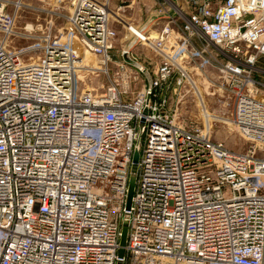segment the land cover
Returning a JSON list of instances; mask_svg holds the SVG:
<instances>
[{"label": "built area", "instance_id": "1", "mask_svg": "<svg viewBox=\"0 0 264 264\" xmlns=\"http://www.w3.org/2000/svg\"><path fill=\"white\" fill-rule=\"evenodd\" d=\"M52 1L23 33L0 0V264H264V0ZM209 68L243 151L178 114Z\"/></svg>", "mask_w": 264, "mask_h": 264}, {"label": "rangeland", "instance_id": "2", "mask_svg": "<svg viewBox=\"0 0 264 264\" xmlns=\"http://www.w3.org/2000/svg\"><path fill=\"white\" fill-rule=\"evenodd\" d=\"M27 6L20 8L17 14V30L20 32H25V28L30 24L38 26L41 23H45L50 19L51 11L58 9L62 13L66 14L68 11L67 7H57L52 0H23ZM150 1V0H149ZM132 3H135L131 0H109L110 8L113 12L119 13L124 19H128L129 16L132 18L135 16V12L132 7ZM140 2V1H139ZM154 7V1H151ZM141 4V2H140ZM122 7V8H121ZM153 9V8H152ZM141 14V18L143 13ZM116 15V14H114ZM137 15V13H136ZM130 18V19H132ZM144 17L140 20L142 21ZM129 20V19H128ZM127 20V21H128ZM132 21H134L132 19ZM135 22V21H134ZM66 24V18L61 15L56 20L57 28L62 29ZM120 36L119 42L125 35L124 29L119 27ZM121 46V44H118ZM30 44V40L26 38H20L13 41V45L16 47H24ZM147 54L150 57H153V53L148 50L138 51V55ZM208 74L213 78V81L204 78L198 79V83L202 88L203 101L201 96L198 98L192 88H190L185 96V100L180 104L178 114L182 120L187 122L190 126H198L202 129L207 128L208 121L206 119L210 118V124L212 125L210 129V136L217 141H222L230 149L234 151H243L247 149L250 145V142L246 141L236 129V127L231 122V113L232 105L230 97L218 89V86L215 82L220 83L222 81L221 75L214 68L207 69ZM255 77L260 78L264 81V57H262L258 62L257 70L255 71ZM85 84L89 83L92 86H95L98 91H103L107 80L103 76L98 77H88L82 80ZM202 104L207 106L206 115H203ZM208 112V113H207ZM210 113V114H209ZM212 115V116H207ZM229 122H228V121Z\"/></svg>", "mask_w": 264, "mask_h": 264}, {"label": "water", "instance_id": "3", "mask_svg": "<svg viewBox=\"0 0 264 264\" xmlns=\"http://www.w3.org/2000/svg\"><path fill=\"white\" fill-rule=\"evenodd\" d=\"M139 160V152L135 151L134 156H133V164H132V169H131V174H130V181H129V190H128V196H127V203H126V208L130 209L131 203H132V198H133V193H134V188H135V182H136V176H137V162ZM127 230H128V220L127 218L123 222V227H122V237H121V249H120V256L122 257L124 255V245L126 243V238H127Z\"/></svg>", "mask_w": 264, "mask_h": 264}, {"label": "crops", "instance_id": "4", "mask_svg": "<svg viewBox=\"0 0 264 264\" xmlns=\"http://www.w3.org/2000/svg\"><path fill=\"white\" fill-rule=\"evenodd\" d=\"M131 1L134 2L135 0H131ZM139 1L141 2V4ZM151 1H154V0H150V1L149 0H136L135 3L131 2V6H132L133 10L135 9L134 10L135 16L133 17L134 21L138 22L142 19L140 16L141 14H138V13H142L145 6H146L145 7L146 10H148V11L152 10L153 3H151ZM145 9H144V11H145ZM136 13H137V15H136Z\"/></svg>", "mask_w": 264, "mask_h": 264}, {"label": "bare ground", "instance_id": "5", "mask_svg": "<svg viewBox=\"0 0 264 264\" xmlns=\"http://www.w3.org/2000/svg\"><path fill=\"white\" fill-rule=\"evenodd\" d=\"M198 89H199L198 93H202V88H200V86L198 87ZM201 97H203V93H202V96H201ZM201 101H203V100H201ZM205 111H208V112H209V110H207L206 108H204V109H203V115H206V112H205ZM208 112H207V113H208ZM209 114H210V113H209ZM207 116L210 117V116H212V115H207ZM206 121H208L207 129L210 130L211 127H212V125L209 123V122H210V118H209V119H206ZM227 121H228V120H227ZM228 122H229V121H228Z\"/></svg>", "mask_w": 264, "mask_h": 264}]
</instances>
